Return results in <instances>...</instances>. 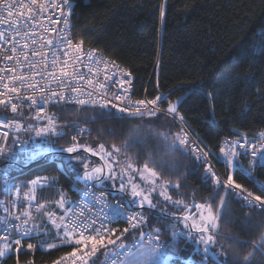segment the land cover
<instances>
[{
	"label": "trees",
	"instance_id": "16d2710c",
	"mask_svg": "<svg viewBox=\"0 0 264 264\" xmlns=\"http://www.w3.org/2000/svg\"><path fill=\"white\" fill-rule=\"evenodd\" d=\"M73 3L76 40L128 70L137 98L160 96L161 106L166 110L169 103L183 98L178 116L183 117L212 153L222 175L226 178L232 175L235 184L264 196V166L250 171L240 157L245 168L232 173L221 152L226 137L264 133V0H73ZM103 110L115 114L114 118L97 119L101 108L55 105L59 130L65 132L66 138H55L54 153L9 169L23 183L44 177L54 187L46 186L38 193L40 209L34 221L37 229L44 231L20 246H13L7 256L0 258V264H51L79 248L57 240L58 230L50 223L52 217L66 215L78 197L77 188L84 183L78 178L85 171L84 165L73 160L77 169L73 172L65 162L67 156L62 154L66 152L60 151L73 144L80 146L78 150L90 148V153L100 156L107 165L94 146L103 145L111 152L109 159L115 171L128 163L136 171L143 168L145 161L151 166L159 164L160 170L153 167L160 173L159 181L168 186L167 196L171 201H183L188 207L183 208L182 204V211L174 209L170 201L155 195L158 205L145 211L147 217H153L148 222L149 230L161 227L154 219L157 215H161L165 226L176 223L163 213L188 214L192 223L196 218L199 221L206 209L197 212L195 205L211 203L213 214L219 219L218 229L213 230L216 242L211 249L220 262L244 264V258L252 254L250 264H264V251L256 248L264 238V210L248 208L241 197L225 196L223 191L220 196L226 203L221 208L213 191L215 183L208 179L203 163L188 146L178 145L176 135H181L180 126L170 114L151 118ZM73 136L77 139L73 140ZM114 147L123 151L116 153ZM177 152L184 153L182 176L162 174L165 167L176 174ZM78 155L92 159L91 167H101L97 159L83 153ZM5 166L1 161L0 169ZM111 182L108 188H115L117 180ZM112 196L122 199L119 195ZM114 227L119 232L120 226ZM177 230L184 231L182 223H178ZM161 237L164 241L170 238ZM121 240L129 242L120 238L117 243ZM28 243L33 247L28 248ZM49 243L56 246L49 247ZM197 246L181 238L179 256L202 259L203 253L197 251ZM114 247L99 250L94 257L97 264H102L106 252ZM206 260L208 264H218L210 255Z\"/></svg>",
	"mask_w": 264,
	"mask_h": 264
},
{
	"label": "snow or ice",
	"instance_id": "6c2138e0",
	"mask_svg": "<svg viewBox=\"0 0 264 264\" xmlns=\"http://www.w3.org/2000/svg\"><path fill=\"white\" fill-rule=\"evenodd\" d=\"M35 2L36 0H31V3L26 2V0H16V2L13 3L12 0H0V26L7 24L9 34L12 35L13 40L9 49L10 54L5 57L9 61L14 60L17 55L21 54L24 51V49L28 48L27 44H23V46L20 48L17 47L21 44L22 41L25 40L27 36V32L24 31L23 25L20 22L24 21V23L26 24L29 20L35 19V17L31 15L33 11H36L32 7ZM51 6L52 5L50 3L48 7ZM64 6H67L69 9H71L72 4L70 3V0H60V3L55 5L56 9L61 12V15H64ZM19 9H27L30 15L25 17L22 12L18 11ZM33 31H35V29H33ZM9 34L0 32V40H3L5 43H8ZM17 37L19 39H17ZM28 38L31 40V43L33 45L40 44L41 47H43V42L41 40H38L35 35ZM66 42L68 46L71 47V40L68 39ZM47 44L57 48V51H60L57 45L53 44L52 40H48ZM30 51L33 57L37 55H42V53L39 52L35 47L30 49ZM63 55H68V48L63 49ZM89 59H93L91 55H89ZM24 62H28V57L26 54L24 56ZM67 62V60L64 61L65 64ZM95 62L99 63V61ZM31 63L34 65L35 61H32ZM58 63H60L58 57L53 54L51 60L52 68L50 70V75L47 77V79H51L54 81L55 76L57 74L56 65ZM9 71H11V69H9ZM89 71H91V69H89ZM59 72L65 77V79L61 82L60 85L57 86V88H52L48 86L46 82L45 87L42 89V91L45 92V95L41 97L42 103L56 104L59 103L61 100H64V92L60 89H62L65 84H68L69 87H72L74 90L79 91L78 89H75L74 84L69 83L70 79L72 78L70 77V74L64 70L63 67L59 69ZM80 78L84 79L83 74H81ZM13 79H15V76L13 77ZM25 85L33 92L36 91V83H34L31 79L26 78L24 73L21 72L19 74V86L23 88L25 87ZM5 87L8 89L10 95L16 94L14 96V100L19 101V106H23L25 99L31 100V103L28 105L30 108L37 104V101L31 99V97H28L27 94L23 96L19 95V89L15 84L5 85ZM103 87L104 86L101 85V88ZM0 95L3 94L0 93ZM88 95L91 96V93H89ZM117 99H119V96L117 97ZM162 99V97L157 96L151 101H137L136 103L137 105H153L152 108L147 109L148 114L150 116H153L156 115V106L158 105V102ZM72 100L73 97L69 96L65 103L72 102ZM89 102V100L79 97L75 99V103L80 105H84ZM9 104L12 113H18L17 103H6L4 99H0V105H4L7 108L9 107ZM100 106L102 111L98 114L97 119L114 118L115 114L111 113L110 111L103 110L106 108L105 101L101 100ZM113 107H115V105H113ZM118 111L122 114L126 113L125 108H119ZM167 111L168 114H177V104L169 103ZM128 114L143 116L145 113L144 110L137 107L135 112ZM36 119L39 121L40 119H43V117L37 116ZM53 119V117L47 118L48 126L46 127H37L32 124L24 126L20 123L7 124L6 121L5 124L8 127L14 128L17 134L21 132H34L35 137H40L44 143H47L49 145L51 150L55 151L56 149L51 147L53 142L48 138L52 135H57L58 137L66 138V134L63 130L57 131L55 129ZM180 119L182 120L183 117L181 116ZM7 136L8 133H5V138ZM261 136L264 137V133H262ZM35 137H29V139H34ZM29 139L21 140L19 135H17L15 138L12 139L11 144L27 145L29 143ZM72 139L76 140L77 137L73 136ZM176 140L178 145L182 148H184V146L189 143L187 134L176 135ZM79 147L80 146L78 144H73L72 146L67 147L65 149H60V151L66 152L68 154L78 153ZM238 148L245 149V144L237 140L227 152H225V149L221 148V152L225 154L226 163L229 167L234 166V160L238 162L239 157H248L249 155L252 157V159L249 161L250 168L256 166H264V146L252 144L251 151H237ZM24 151V149H21V152ZM84 151L90 152L92 150L90 148H85ZM101 151H103V145H101ZM114 151L116 153H119L123 151V149L114 147ZM192 152L195 154L197 160H201L202 162L206 163V155H201L197 153L195 149H192ZM104 155L109 156L111 154L104 153ZM38 156L39 153L33 152H27L25 155L21 156V154L16 152L13 147H10L8 144H6L4 140H0V160L4 161L6 165L3 169L5 176H7V172L10 168H14L20 164L26 165L35 162ZM73 160H76L78 163L84 165L85 171L83 174V180L86 182L95 181L100 184H103L105 180L116 179V175L112 173L111 167L108 168L109 175H104V169L101 167H94L89 170V165L87 163H84V159H82L79 155H69L65 161L67 163V166L73 172H77V169L73 164ZM126 167L128 169H131L132 171H136V169L131 163H128ZM123 171L124 168L121 169V172ZM211 172V168H206V175ZM143 173H147L148 175L145 176ZM159 174L160 173L147 161L144 162L143 170L141 173V179H146L149 183L155 185L156 179L159 178ZM210 178L215 181L213 191L215 192L216 196L219 197V204L221 208H223L226 203L225 198L220 196L221 191L224 192L225 196L235 195L237 197H242L243 200L246 202V205L250 208H255L257 206H259L260 208H264V196L255 195L253 192H249L243 189L240 184H234L232 175H229L227 177V182L223 186L220 185V181L215 177L214 174ZM45 181H47V178H45ZM7 182L8 181L6 179L5 183L7 184ZM31 183L32 185H41L42 181L32 180ZM47 186L54 187V185L50 183H48ZM165 186V184H161V195H164ZM25 187H27V185H25ZM230 188L232 189L231 191L229 190ZM152 190H154V188ZM235 190L240 191L236 192ZM119 191H126V189L124 188L123 180L121 181ZM130 194L133 198L139 197V201H137L136 199H125V203L120 204L118 206L108 205L103 197L94 198L92 194H90V199L94 198L98 200V202L102 205V208H109L110 211H100L95 214H92L91 207L85 204L83 208L87 209L88 213L92 215V218L90 220L80 219L79 221H71V218H69L70 223L61 222L58 226V231L56 233L57 240H59L62 244L74 243L75 245L87 244L88 242H91L92 248L90 249V254H87L89 255V259H91V256H94L95 253L98 251L97 245H99L101 248L106 249L109 245L115 246L113 249L106 252L105 259L102 264H166V261L169 259H179L178 244L180 243L181 238H185L193 243L203 245V256L200 261V264H205V261L209 255L213 257H216L218 255L216 252L211 250V246L214 245L216 242V237L214 235L213 230L216 228L217 221V215L213 214L211 203L207 205H195L197 209L205 208L207 211L206 216H200V220L202 223L198 227L196 226L194 220L191 225L189 224L190 217L188 214H184L182 215V217L179 218L173 217V220H175L176 223H171L167 226H165V221L161 218V215H157L154 219L157 223L161 225V227L149 230L148 222L149 220L153 219V217H146L145 211L142 210L137 212L136 208L145 210L153 209L156 207V205L153 204L150 196L145 195L144 192L136 184H131ZM122 199L124 198L122 197ZM164 199L170 201L173 204L174 209L180 211L183 210L180 207L183 204V201H171V197L167 195H164ZM61 203H63V201H61ZM133 205H135V207H133ZM41 207H43V205H41ZM187 207L188 205L183 204V208ZM124 209H127V211H125ZM220 214L222 215L223 213L221 212ZM81 215L83 216V212L81 213ZM162 215L168 216L170 215V213H163ZM97 217L100 218L99 226H96ZM121 218L124 219L125 223L130 225V228H125L123 230V233H121V236H123L124 233H131L129 237H125V239L129 240L128 244H125L122 240L120 243H117V241L120 240V237H117L116 239L111 238L115 234V230L107 229L105 227L106 223L120 222ZM14 219L19 223L13 225V228L15 229L14 233L9 238H7V242L4 244V247L0 248V258L5 257L6 253L12 250V246H20L22 242H26L27 239L32 237V233L38 228L34 220H31L30 223V214L27 212H25L23 216H15ZM178 223L183 224L184 231L177 230ZM193 232H195L196 235H193ZM162 235H169V240H160V237ZM55 246V243H49V247ZM27 247L32 248L33 245L31 243H28ZM256 248L258 251H264V238H261L260 243L256 246ZM219 255L223 254L220 253ZM251 255L252 254H249V257ZM249 257L244 258V264H250ZM82 264H88V260H83ZM92 264H97V261L92 260Z\"/></svg>",
	"mask_w": 264,
	"mask_h": 264
},
{
	"label": "built area",
	"instance_id": "2783aa9c",
	"mask_svg": "<svg viewBox=\"0 0 264 264\" xmlns=\"http://www.w3.org/2000/svg\"><path fill=\"white\" fill-rule=\"evenodd\" d=\"M13 3L16 0H12ZM26 2L31 3V0H26ZM51 3V7L48 5ZM60 3V0H36V2L32 5L33 11L31 15L35 17L34 20H29L26 24L24 21L20 23L23 25L24 31L27 32V36L24 41L21 42L20 45L17 47L20 48L23 44H27L28 48L24 49V51L17 55L14 60H7L5 57L10 54L9 49L13 42L12 35L9 34V29L7 24L0 26V32H4L5 34H9V42L5 43L3 40H0V99H4L7 102H15L18 105V113H12L11 107H5L4 105H0V140H4L6 144L10 147H13L14 150L18 153L26 154L29 150L39 149L42 144H47L42 141L40 137H35V133H26L21 132L19 134L16 133L14 128L8 127L5 124H14L20 123L21 125H29L32 124L37 127H46L47 118L53 117V123L55 125V129L59 131V119L58 116L54 113L53 107L55 105H63V104H75V99L77 97L89 100V103H86L84 107H91V108H101L100 101L103 100L106 102L105 109H112L119 113V108H125L126 113H119L122 115H129L128 113L135 112L136 108L139 107L144 110V115L148 114L147 109L153 107L151 104L146 105H137V101H151L152 99L148 96L143 98H137L134 93L133 87V78L128 70L122 67L116 61L108 58L104 53L98 51L95 48L89 47L85 45L83 42L76 40L74 36V22H73V11H74V3L73 0H70L72 4V8L69 9L67 6H64V15H61V12L56 9L55 5ZM18 11L22 12L25 17L29 16L30 13L27 9H19ZM15 18V17H14ZM66 20V22H65ZM35 29V31H33ZM35 35L38 40L43 42V47L40 44L33 45L31 40L28 37ZM17 39H19L17 37ZM71 40V47L68 46L67 40ZM48 40H52L54 45L60 49L57 51V48L52 47L47 44ZM36 48L42 55H37L33 57L31 55L30 49ZM68 48V55H63V49ZM25 54L28 57V62H24ZM55 54L60 63L56 65V76L54 81L51 79H47L50 75V70L52 68L51 60L52 56ZM89 55L93 59H89ZM67 60L68 62L65 64L64 61ZM35 61L33 65L31 62ZM95 61H99L96 63ZM63 67L66 72L70 74L69 83L75 85L74 90L72 87H69L68 84H65L61 91L64 92V100H61L59 103L52 104V103H42L41 97L45 95V92L42 89L47 85L52 88H57L58 85L65 79V77L59 72V69ZM11 69V71H9ZM91 69V71H89ZM23 72L25 77L31 79L34 83H36V91L33 92L31 89L25 87L21 88L19 86V74ZM81 74H83L84 79H81ZM15 76V79L13 77ZM43 77V78H42ZM107 77V78H106ZM15 84L19 89V95L27 94L28 97L37 101V104L32 106L31 108L28 106L31 103V100L25 99L23 106H19V101L14 100V96L16 94L10 95L8 89L5 85H12ZM101 85L104 87L101 88ZM91 93V96L88 94ZM72 96V102L65 103L68 97ZM119 96V99L117 97ZM94 101V102H91ZM115 105V107H113ZM24 116L19 117L20 114ZM158 113H167L168 111L161 106V101L158 102L156 106V114ZM43 117L39 121L36 117ZM136 116V115H130ZM179 124L180 126V133L181 135L187 134L189 143L186 145L188 146L191 151L195 149L197 153L201 155H206V163H203L206 168H211L212 172L208 173V179L215 183L210 177L214 174L215 177L220 181V184H225L227 182V178L222 175L218 166L214 160V157L210 151H208L201 141L197 138V136L191 131V129L187 126V124L180 119V116L171 115ZM5 133H8V136L5 138ZM262 134V133H261ZM261 134L255 136H249L247 134H241L235 137H226L222 141V148L228 151L230 147L239 140L241 143L245 144V149H237V151H251V145H261L264 146V137ZM19 135L21 140L29 139V137H35L34 139H29V143L27 145L23 144H16L12 145L11 141ZM57 135H52L48 139H50L52 143V148H54V140ZM21 149H24V152H21ZM54 153V152H53ZM193 153V152H192ZM195 156V154L193 153ZM196 157V156H195ZM242 159L245 160L247 169L250 171L257 170L259 167L256 166L253 168L249 167V161L252 157L249 155L248 157L241 156ZM259 159V158H257ZM2 160H0L1 162ZM7 179V184L5 180ZM34 180H41V185H32V189L37 190L42 188L41 186H46L48 184L45 181V178H36ZM234 183V182H233ZM235 184V183H234ZM24 187V183L20 181L16 176H14L10 170L7 172V176L3 171V168L0 169V248L4 247V244L7 242V238H9L15 231L13 225L19 223L14 219L15 216H23V214L19 213V208L21 202L18 203L16 200L17 194L19 195L20 191ZM78 190V197L72 204L71 208L68 210L67 214L64 216V222H69V218L71 221H79L80 219L90 220L92 215L88 213L87 209H84L83 206L85 204L89 205L92 210V214H95L100 211H110L109 208L103 207L98 202V200L94 198L103 197L105 202L108 205L118 206L120 204H124L125 201L114 197L105 190L98 189L93 182H84L79 185L77 188ZM239 192L240 190H235ZM248 191V190H247ZM251 192V191H249ZM90 194L94 197L90 199ZM31 201V212L30 214V223L33 219L32 216H35L36 213L39 211L40 207L36 202V197H34ZM243 200V198L241 197ZM244 204L246 202L243 200ZM255 203V202H254ZM8 206V209L5 207ZM247 206V205H246ZM248 207V206H247ZM250 208V207H248ZM251 209L256 210H264V208H260L259 206ZM127 211V209H124ZM137 212L141 210H136ZM83 212V216L81 213ZM131 214V213H129ZM147 217V215L145 214ZM100 218H96V226H99ZM115 225L120 226L119 232L114 229ZM105 227L107 229L115 230V236L120 238H125L130 236L129 233H123L125 228H130V225L124 222V219L121 218L120 222L116 223H106ZM37 235V231L32 233V237ZM160 240L164 241L162 237ZM129 243V242H128ZM126 243V244H128ZM13 247V246H12ZM98 250L100 247H97ZM10 253L8 251L6 256ZM90 249L88 247H82L81 249H76L54 263L51 264H82L83 260H88V264H92V260H94V256H91L89 259Z\"/></svg>",
	"mask_w": 264,
	"mask_h": 264
},
{
	"label": "rangeland",
	"instance_id": "374dc122",
	"mask_svg": "<svg viewBox=\"0 0 264 264\" xmlns=\"http://www.w3.org/2000/svg\"><path fill=\"white\" fill-rule=\"evenodd\" d=\"M161 113H158L156 115H153V116H150L149 114H146L145 116L146 117H151V118H156L158 117V115H160ZM162 114H165V113H162ZM167 114V113H166ZM60 131V130H59ZM94 146H96V150L99 152V154L107 161V174L106 175H109V172H108V168L111 167L112 169V173L116 175V179L117 182L114 184V187L116 189H120V186H121V181L123 180V183H124V188L126 189L125 192L129 193L130 194V189H131V184H136L143 192L145 195H149L153 204L155 205H158L157 201L154 200V196L155 195H158L162 198H164V195H167V190L168 189V186L166 185L165 188H164V195H161V184H164L163 182H160L159 179H156V183L155 185L151 184L148 182V180L146 179H141V173H142V170L143 168H141L140 170L138 171H132L131 169H128L126 166L124 168V171L121 172V169L119 170H114L113 169V166H112V163L110 161V156H105L104 153H110L109 151H107L105 148H103V151H101V145L99 144H94ZM40 148L35 150V151H32L34 149H31L29 150L28 152H33V153H39V156L37 157V159L39 158H42L43 156L45 155H48V154H51L55 151L51 150L49 145L48 144H42L41 146H39ZM225 152H227L225 150ZM224 155V158L225 157V154L223 153ZM100 157V156H99ZM101 158V157H100ZM85 163H87L89 165V169H92L94 167H91V165H94V162L92 159H86V158H83ZM106 164V163H105ZM100 167V166H99ZM237 168H242L244 169L245 168V165L242 161V159L239 157L238 158V162H236L234 160V166L231 167L232 169V173L237 169ZM136 169V168H135ZM138 173V174H137ZM83 174L84 173H81L78 178L83 181V182H86L83 180ZM145 176H147L148 174L147 173H143ZM112 180H105L103 184H100L99 183V187L100 188H106L108 187V183H110ZM32 181H30L28 184L24 183V187H22V190L20 191L19 195L17 194L16 196V200L18 201V203L21 202V205H20V210H19V213L21 214H24L25 212L27 213H30L32 208H31V201L33 199V193L35 194L34 197H36V202L38 204V193L40 191V189L44 188V186H41L42 188L38 189L37 190H34L32 189V185L31 184ZM47 182L49 183L48 179H47ZM234 182V181H233ZM112 183V182H111ZM25 185H27V187H25ZM154 188V190H152ZM151 190V191H150ZM139 197H137V201H139ZM201 215H207V211L206 210H203ZM36 218V216H34V219ZM65 217H52L51 220H50V223H51V226H53L56 230H58V226L61 222H64V219ZM33 220V219H32ZM199 221H201L199 219ZM198 221V218L195 219V224H199L201 222ZM219 227V219L217 217V221H216V228L215 229H218ZM38 231V229L36 230ZM195 235V234H193ZM69 244H74V243H69ZM79 248L78 249H81L82 247H88V249H91L92 248V244L91 242H88L87 244H81V245H78ZM97 247H99V245H97ZM202 248H203V245H199L197 246V251H202ZM102 248L100 247L99 250H101ZM99 250L95 253V256H97V254L99 253ZM94 256V257H95ZM179 259L182 261V263H179L178 261H176L174 258L173 259H169L166 261V264H200V261L201 259H197L195 256H190L188 258L186 257H183L182 255L179 256ZM205 264H208L207 260L205 261Z\"/></svg>",
	"mask_w": 264,
	"mask_h": 264
},
{
	"label": "water",
	"instance_id": "95a60500",
	"mask_svg": "<svg viewBox=\"0 0 264 264\" xmlns=\"http://www.w3.org/2000/svg\"><path fill=\"white\" fill-rule=\"evenodd\" d=\"M182 101H183V98L178 99L177 101L174 102V103L177 104V106H178V112H179V110H180V106H181ZM170 115H177V114H170ZM79 153H83V154H85V155H88L89 157H93V158L97 159V160L100 162L101 168L104 169V175L107 174V166H106L104 160H103L102 158H100L99 156H97V155H93V154H91L90 152H88V151H84V150H78V153H73V154H68V153H62V154L66 155V156L68 157L69 155L77 156ZM93 184H94L98 189H100V190H105V191L108 192L109 194H112V195H119V196L123 197V198H124V201H125V199H136V200H137V197L133 198V197L131 196V194H129V193L125 192V191H124V192H120V191H119L118 189H116V188H108V187H106V188H100V187L98 186L99 183H98V182H95V181H93ZM133 207H135V205H133ZM136 210L147 211V210H154V209H146V210H145V209L136 208ZM156 211H157V210H156ZM198 211H199V209H197V212H198ZM168 217H172V218H173V217H177V218H179V217H182V216H169V215H168ZM189 217H190V219H189V224L191 225V224H192V217H191V216H189ZM211 250H212V249H211ZM210 257H211L212 259H214V260L216 261V263H218V264H222V263L220 262V260L218 259V256L213 257V256L210 255Z\"/></svg>",
	"mask_w": 264,
	"mask_h": 264
},
{
	"label": "clouds",
	"instance_id": "9594fccd",
	"mask_svg": "<svg viewBox=\"0 0 264 264\" xmlns=\"http://www.w3.org/2000/svg\"><path fill=\"white\" fill-rule=\"evenodd\" d=\"M183 156H184V153L177 152V155L174 159V164L176 166V174L175 175H173L167 167L164 168L162 174H168L170 177L180 178L182 176V170L184 168ZM153 166H156L158 168V170H160L159 164H154Z\"/></svg>",
	"mask_w": 264,
	"mask_h": 264
},
{
	"label": "crops",
	"instance_id": "0c3cea01",
	"mask_svg": "<svg viewBox=\"0 0 264 264\" xmlns=\"http://www.w3.org/2000/svg\"><path fill=\"white\" fill-rule=\"evenodd\" d=\"M225 159H226V158H225ZM46 186H47V185H46ZM46 186H45V187H46ZM20 208H21V207H20ZM20 208H19L18 210H20ZM5 209H8V206H6ZM66 214H67V213H66ZM32 218H33V220H35V219H34V216H32ZM43 231H44V230H38V231H37V235H39V234H40L41 232H43Z\"/></svg>",
	"mask_w": 264,
	"mask_h": 264
},
{
	"label": "bare ground",
	"instance_id": "6f19581e",
	"mask_svg": "<svg viewBox=\"0 0 264 264\" xmlns=\"http://www.w3.org/2000/svg\"><path fill=\"white\" fill-rule=\"evenodd\" d=\"M245 205V204H244Z\"/></svg>",
	"mask_w": 264,
	"mask_h": 264
}]
</instances>
